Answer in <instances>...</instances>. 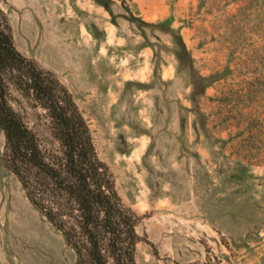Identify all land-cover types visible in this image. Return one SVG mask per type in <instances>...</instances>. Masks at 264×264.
Instances as JSON below:
<instances>
[{"label": "rangeland", "instance_id": "1", "mask_svg": "<svg viewBox=\"0 0 264 264\" xmlns=\"http://www.w3.org/2000/svg\"><path fill=\"white\" fill-rule=\"evenodd\" d=\"M0 9L16 47L56 74L86 119L140 218V264H264V0ZM4 154L0 129V264H74Z\"/></svg>", "mask_w": 264, "mask_h": 264}, {"label": "trees", "instance_id": "2", "mask_svg": "<svg viewBox=\"0 0 264 264\" xmlns=\"http://www.w3.org/2000/svg\"><path fill=\"white\" fill-rule=\"evenodd\" d=\"M4 162L74 251V264H140L139 216L117 191L69 89L15 45L0 9Z\"/></svg>", "mask_w": 264, "mask_h": 264}, {"label": "bare ground", "instance_id": "3", "mask_svg": "<svg viewBox=\"0 0 264 264\" xmlns=\"http://www.w3.org/2000/svg\"><path fill=\"white\" fill-rule=\"evenodd\" d=\"M1 212V211H0ZM4 217H5V220H6V217H8V215H2L1 216V218H3L4 219ZM22 224V223H21ZM19 225L18 226V228H17V230H16V236L18 237V238H21L22 236H24V234H25V231H26V227L22 224V225Z\"/></svg>", "mask_w": 264, "mask_h": 264}]
</instances>
